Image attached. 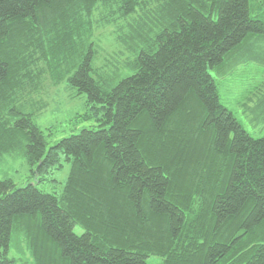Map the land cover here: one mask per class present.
<instances>
[{
  "label": "trees",
  "instance_id": "trees-1",
  "mask_svg": "<svg viewBox=\"0 0 264 264\" xmlns=\"http://www.w3.org/2000/svg\"><path fill=\"white\" fill-rule=\"evenodd\" d=\"M263 51V0H0V164L29 171L1 170L0 264H264V136L210 74ZM47 78L96 124L48 145L28 87Z\"/></svg>",
  "mask_w": 264,
  "mask_h": 264
},
{
  "label": "rangeland",
  "instance_id": "rangeland-1",
  "mask_svg": "<svg viewBox=\"0 0 264 264\" xmlns=\"http://www.w3.org/2000/svg\"><path fill=\"white\" fill-rule=\"evenodd\" d=\"M97 13L99 15L95 18L99 20L104 13L102 11ZM95 35L99 39L97 42L100 43L97 64L101 65L104 58L111 59L109 55L114 53L118 45L111 26L101 29L97 26ZM210 74L216 79L220 100L243 128L253 137L264 136V63L250 61L236 64L233 69L230 68L228 72L220 75L215 70H210ZM35 82L34 87H28L30 91L37 89L34 98L41 108L40 110L32 108L33 115L36 124L44 131L48 145L61 137L77 133L81 128L96 124L92 118L84 116L90 109L84 95H73V91L68 90L64 82L55 85L48 78L41 82L37 79ZM1 170L6 171L18 186L29 181V171L23 157L9 158L7 162L0 164V178L3 176ZM68 171L67 163H64L61 169L52 170L46 175L45 183L39 185L40 188L59 192ZM11 252L17 258L20 257L18 256L20 253L14 249ZM155 260L151 257L148 263L155 264Z\"/></svg>",
  "mask_w": 264,
  "mask_h": 264
}]
</instances>
